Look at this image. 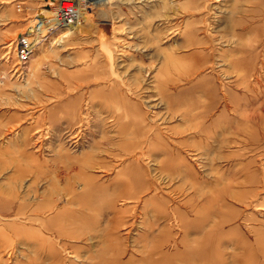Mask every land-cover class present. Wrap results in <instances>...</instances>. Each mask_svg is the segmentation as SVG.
Returning a JSON list of instances; mask_svg holds the SVG:
<instances>
[{
    "label": "rangeland",
    "instance_id": "374dc122",
    "mask_svg": "<svg viewBox=\"0 0 264 264\" xmlns=\"http://www.w3.org/2000/svg\"><path fill=\"white\" fill-rule=\"evenodd\" d=\"M56 4L0 0V264H256L264 0H83L20 63Z\"/></svg>",
    "mask_w": 264,
    "mask_h": 264
},
{
    "label": "bare ground",
    "instance_id": "6f19581e",
    "mask_svg": "<svg viewBox=\"0 0 264 264\" xmlns=\"http://www.w3.org/2000/svg\"><path fill=\"white\" fill-rule=\"evenodd\" d=\"M49 1V0H48ZM59 1H61V0H59ZM58 0H57V4H56V6L57 5H59L58 4V2H59ZM89 1H91L92 3H101V2H103V1H105V0H89ZM54 2H56V1H54ZM86 2V1H85ZM76 4L78 5V24H75V25H71V26H66V27H64V29H66V30H69V35H70V32H72V33H74L75 31H77V30H79L80 31V29L81 28H83L82 26V24H84V22L86 21H89V17H87L86 15H85V12L83 11V8L81 7V6H83V4L81 3V0H76ZM88 4V3H87ZM51 5V4H50ZM55 5V4H54ZM90 5V4H89ZM95 5V4H94ZM93 5V6H94ZM85 6V5H84ZM54 11H49V10H45V9H43L42 11H40L41 13H40V15L39 16H37V17H39V20H37V23L34 25V26H36L38 23H40V22H44V24L45 25H50L49 23H52V22H56V19H55V10H56V8H54L53 9ZM61 14H65L66 12L65 11H61L60 12ZM93 13V12H92ZM92 16V15H91ZM91 18V17H90ZM48 23V24H47ZM90 23V22H89ZM86 24V23H85ZM88 25V24H87ZM33 26V25H32ZM34 26L33 27H31L32 29L34 28ZM30 27V26H29ZM43 32H45V31H43ZM68 33V32H67ZM46 34H43L42 36H45ZM65 35V34H64ZM41 35H40V31H38V32H36L35 33V37H34V41H37V43H39L40 42V39L39 38H41L42 37ZM66 36V35H65ZM64 36V37H65ZM62 37V36H61ZM60 38V37H59ZM61 39V38H60ZM13 149V148H12ZM20 154H22V152L20 153ZM16 155V154H15ZM11 159V158H10ZM16 164H17V162H15ZM22 168V167H21ZM139 174H144L143 172H141V173H139ZM22 175H23V172H22ZM141 175H136V174H134V175H132V179L134 180V182L135 181H138V180H140L141 179V177H140ZM89 179H91V180H89ZM88 180H87V183H86V187L87 188H89L88 190H86L85 192H82L81 193V196H82V198L83 199H85V205H86V207L84 206V208H87V204H86V200H88V199H90V198H92L95 194H97L96 192L97 191H94V179L93 178H89ZM21 181V180H20ZM2 185V184H1ZM4 187V186H3ZM96 190V189H95ZM87 198V199H86ZM70 199V198H69ZM72 201H77V199H78V195L77 196H73L72 198ZM107 202H109V201H107ZM96 203H97V201H96ZM38 207V206H37ZM89 207H91V206H89ZM70 208H71V206H70ZM74 208V207H73ZM77 208V207H76ZM105 208H107V206L105 207ZM34 210H36V209H34ZM84 213V212H83ZM91 213H93V212H91ZM55 216H57V218L59 219L60 217L62 218L63 217V222H64V224H72V223H75V222H78V211H75L74 213H72V215H61V212H59V213H57V215H55ZM55 216H53V218H55ZM91 216H92V214H91ZM104 216H106V215H104ZM84 217V216H83ZM56 218V219H57ZM83 219V218H82ZM86 219V217H84V219L83 220H81L82 222H85L84 220ZM87 221V220H86ZM62 222V223H63ZM70 227V226H69ZM64 228V227H63ZM144 229V228H143ZM63 232V231H62ZM143 232V231H142ZM87 235V234H86ZM186 239V238H185ZM184 239V240H185ZM42 247V246H41ZM191 247H189V245H187V247H186V249H185V253H184V255H180L181 257H180V260H182V262L184 263V264H224V260L223 259H221V258H218V259H214V260H210V259H208V257H207V253H205L204 252V250L203 249H201V247H200V245L199 244H197V246H194L193 248H191ZM256 250H252L253 248H251V252H250V254L248 255V258L250 259V260H252L253 262H256V264H260V263H257V262H262V263H264V247L263 246H256ZM17 251V250H16ZM42 251H44V249L42 250ZM154 251L156 252L157 251V253H162L163 254V247H161V248H158V249H154ZM205 260V261H204ZM155 264H159V262H157V263H155ZM241 264H246L245 263V261H241Z\"/></svg>",
    "mask_w": 264,
    "mask_h": 264
},
{
    "label": "built area",
    "instance_id": "2783aa9c",
    "mask_svg": "<svg viewBox=\"0 0 264 264\" xmlns=\"http://www.w3.org/2000/svg\"><path fill=\"white\" fill-rule=\"evenodd\" d=\"M82 1L83 0H81V3ZM58 4L59 5L55 6L56 22L49 23L50 25H45L44 22H40L34 26L33 29L30 28L26 33L21 34L17 39L15 53L20 63H27L31 59L35 47L38 45L37 41H34L36 32L40 31L41 36L46 34L39 38L42 41L43 38H46L47 35L53 33L57 29L78 24V5L76 4V0H61ZM61 11H65L66 13L61 14Z\"/></svg>",
    "mask_w": 264,
    "mask_h": 264
}]
</instances>
